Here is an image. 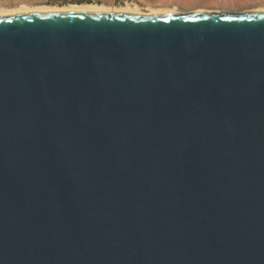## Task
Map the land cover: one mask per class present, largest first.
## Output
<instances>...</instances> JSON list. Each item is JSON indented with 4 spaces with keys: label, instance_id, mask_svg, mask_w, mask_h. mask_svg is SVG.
I'll use <instances>...</instances> for the list:
<instances>
[{
    "label": "water",
    "instance_id": "water-1",
    "mask_svg": "<svg viewBox=\"0 0 264 264\" xmlns=\"http://www.w3.org/2000/svg\"><path fill=\"white\" fill-rule=\"evenodd\" d=\"M0 264H264V11L0 16Z\"/></svg>",
    "mask_w": 264,
    "mask_h": 264
},
{
    "label": "rangeland",
    "instance_id": "rangeland-1",
    "mask_svg": "<svg viewBox=\"0 0 264 264\" xmlns=\"http://www.w3.org/2000/svg\"><path fill=\"white\" fill-rule=\"evenodd\" d=\"M77 4H102L110 7L129 6L141 11L174 8L184 13L196 9L241 12L264 8V0H0V9H11L21 6H29V8L44 6L63 7Z\"/></svg>",
    "mask_w": 264,
    "mask_h": 264
},
{
    "label": "bare ground",
    "instance_id": "bare-ground-1",
    "mask_svg": "<svg viewBox=\"0 0 264 264\" xmlns=\"http://www.w3.org/2000/svg\"><path fill=\"white\" fill-rule=\"evenodd\" d=\"M73 12V11H82V12H121V13H132V14H164V13H184L180 12L174 8H163V9H150L149 11H141L137 8L126 7H110L102 4H77V5H65L63 7L58 6H44L38 8H29V6H21L11 9H0V16L2 15H11L18 13H29V12ZM194 11L203 12H224L226 10H205V9H196ZM191 11V12H194ZM247 11H264V8H257L254 10ZM244 12V11H241ZM188 13V12H186Z\"/></svg>",
    "mask_w": 264,
    "mask_h": 264
}]
</instances>
